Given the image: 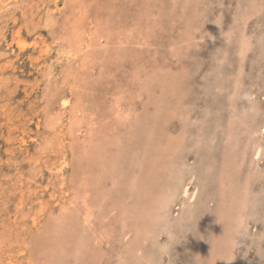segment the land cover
Listing matches in <instances>:
<instances>
[{
	"label": "rangeland",
	"instance_id": "374dc122",
	"mask_svg": "<svg viewBox=\"0 0 264 264\" xmlns=\"http://www.w3.org/2000/svg\"><path fill=\"white\" fill-rule=\"evenodd\" d=\"M263 201L264 0H0V264H264Z\"/></svg>",
	"mask_w": 264,
	"mask_h": 264
},
{
	"label": "bare ground",
	"instance_id": "6f19581e",
	"mask_svg": "<svg viewBox=\"0 0 264 264\" xmlns=\"http://www.w3.org/2000/svg\"><path fill=\"white\" fill-rule=\"evenodd\" d=\"M220 1V0H219ZM16 2V1H15ZM24 2V1H23ZM40 2V1H39ZM17 3V2H16ZM24 4V3H23ZM25 5V4H24ZM61 10V9H60ZM77 11V10H76ZM47 13H48V11H46ZM9 13V12H8ZM41 13V12H40ZM62 13V12H61ZM73 15V14H72ZM1 17H2V15H1ZM53 17V16H52ZM72 17V16H71ZM75 17V16H74ZM185 17V16H184ZM55 18V17H54ZM81 18V17H80ZM52 19V18H51ZM50 19V20H51ZM185 19V18H184ZM77 20V19H76ZM75 20V21H76ZM199 20V19H198ZM66 21V20H65ZM35 22V21H34ZM49 25V24H48ZM205 25V24H204ZM216 25V24H215ZM243 29V28H242ZM240 31V30H239ZM91 32V31H90ZM247 32V31H246ZM79 33V32H78ZM115 33V32H114ZM57 35V34H56ZM84 35H85V33H84ZM114 36V35H113ZM88 37V36H87ZM76 38V37H75ZM117 38V37H116ZM188 46V45H187ZM113 47V46H112ZM21 48V47H20ZM101 53V52H100ZM126 53V52H125ZM236 53H237V51H236ZM60 57V56H59ZM228 59V58H227ZM49 62V61H48ZM70 69V68H69ZM177 75V74H176ZM75 76V75H74ZM157 78V77H156ZM50 83V82H49ZM94 83V82H93ZM75 85V84H74ZM261 86V85H260ZM70 87V86H69ZM227 87V86H226ZM254 89V88H253ZM49 90V89H48ZM217 91V90H216ZM256 92V91H255ZM218 94V93H217ZM237 94V93H236ZM244 96H246V95H244ZM50 98V97H49ZM245 98V97H244ZM244 100V99H243ZM255 100V99H254ZM158 101V100H157ZM235 102H238V101H235ZM252 102V101H251ZM255 103V102H254ZM237 104V103H236ZM260 104V103H259ZM63 105L65 106V105H67V101L66 102H63ZM235 106V105H234ZM247 112V111H246ZM259 112V111H258ZM185 113V112H184ZM190 115H188V117H189ZM238 117V116H237ZM260 117H262V116H260ZM240 120V119H239ZM238 123V122H237ZM251 123V122H250ZM254 123V122H253ZM244 126V125H243ZM233 128V127H232ZM72 129V128H71ZM228 132V131H227ZM235 133H237V132H235ZM230 135V134H229ZM205 137V136H204ZM248 140V139H247ZM252 140V139H251ZM206 141V140H205ZM48 142V141H47ZM251 142V141H250ZM211 144V143H210ZM257 144V143H256ZM182 145V144H181ZM258 149V148H257ZM259 150V149H258ZM257 150V151H258ZM260 152V151H259ZM258 152V153H259ZM257 153V154H258ZM67 155V154H66ZM199 155H200V153H199ZM193 167H194V165H193ZM37 170V169H36ZM61 171V170H60ZM55 173V172H54ZM170 175V174H169ZM253 175V174H252ZM44 185V184H43ZM234 185H236V184H234ZM38 188V187H37ZM187 188V187H186ZM245 188V187H244ZM39 190V189H38ZM173 191V190H172ZM238 195V194H237ZM248 196V195H247ZM175 197V193L174 192H172V193H168V195L166 196V200L167 201H170V200H172L173 198ZM249 199V198H248ZM216 201V200H215ZM246 201V200H245ZM264 202V201H263ZM83 203V202H82ZM150 203V202H149ZM166 203V202H165ZM247 203V202H246ZM248 204V203H247ZM193 208V207H192ZM153 209V208H152ZM154 210V209H153ZM251 210V209H250ZM152 211V210H151ZM232 212V211H231ZM44 213V212H43ZM227 213V212H226ZM43 216V215H42ZM88 216H90L89 214H88ZM88 216H86L87 218H89ZM35 219V218H34ZM247 225V224H246ZM2 239H3V237H2Z\"/></svg>",
	"mask_w": 264,
	"mask_h": 264
}]
</instances>
